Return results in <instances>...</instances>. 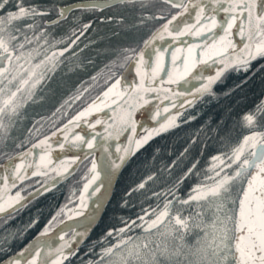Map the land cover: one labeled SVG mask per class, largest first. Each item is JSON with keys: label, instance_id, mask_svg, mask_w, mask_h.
<instances>
[{"label": "snow or ice", "instance_id": "1", "mask_svg": "<svg viewBox=\"0 0 264 264\" xmlns=\"http://www.w3.org/2000/svg\"><path fill=\"white\" fill-rule=\"evenodd\" d=\"M114 3L133 7L137 25L153 22L150 33L138 45L112 49L103 74H93L86 86L82 81L49 117L34 119L24 140L14 142L16 149L27 147L10 152L13 129L37 86L63 63L78 39L76 33L83 35L80 29L86 30L92 21L70 30L76 38L66 47H57L61 41L49 29L73 9L99 10ZM116 19L125 21L123 16ZM63 39L69 41V36ZM70 55L75 58L76 53ZM257 58L264 60V0H153L151 5L148 0H78L63 5L0 0V217L24 207L27 201L17 185L30 176L42 177L40 191L46 192L66 175L83 173L81 187L66 197L73 206L61 204L28 243L5 255L0 264H66L74 255L72 241L78 244L77 236L85 232L77 234L73 228V235L66 237L56 227L63 225L60 216L78 217L77 227H90L130 157L153 137L183 123L187 108L246 87ZM259 67L264 70V64ZM233 71L246 75L217 91ZM101 86L98 94L86 95ZM261 93L225 135H219L225 117L213 126L209 116L201 129L207 126L220 143L209 145L213 154L203 172L195 171L199 157H194L173 183L150 191L156 203L123 218L120 227H109L105 236L112 242L87 264H264V77ZM77 101L82 106L70 111ZM45 121L47 134L42 131ZM198 143L192 136L180 156ZM203 150L201 145L198 151ZM177 163L173 160L168 168ZM194 172L200 182L182 195L181 183ZM156 176L151 172L132 183L120 203L127 205L128 198L145 191ZM8 240L6 236L0 241L5 254L11 251Z\"/></svg>", "mask_w": 264, "mask_h": 264}, {"label": "trees", "instance_id": "2", "mask_svg": "<svg viewBox=\"0 0 264 264\" xmlns=\"http://www.w3.org/2000/svg\"><path fill=\"white\" fill-rule=\"evenodd\" d=\"M74 1L78 0H25L26 3L36 2L60 5ZM152 3L153 1H148L149 5ZM148 10L151 11V7ZM119 16L125 17L124 23L117 21L116 18ZM73 17H78V20H74ZM101 17L104 19H101ZM108 17L113 19L109 20ZM135 17L136 10L123 4L102 10L78 9L72 12L68 19L49 29L51 34L61 41L57 47H62L66 46L67 42H70L73 38L70 36V30L79 28L81 24L92 21L85 35L64 55L63 63L55 71L50 72L48 78L37 86L33 100L22 111L21 115L23 118L17 121V126L13 129V140L8 144L10 152L21 151L27 147L26 144H21V147L16 149L14 148V142H22L24 140L27 135V129L33 126L34 119L49 117L54 108L72 94L76 87L81 85L82 81L84 82L83 86H86L90 83L88 78L93 74H103L105 65L111 59L112 49L132 44L138 45L141 38L150 33V28L154 26L153 22H147V27L140 26L135 23ZM81 30L83 29L81 28ZM65 36H69V41H64L63 37ZM73 52L76 53L75 58L70 55ZM262 64H264V60L260 58L252 62L251 69L255 71L246 87L236 89L230 95L220 96L211 103L204 100L198 102L193 108H187L182 115L183 123L166 133L153 137L148 145L135 153L129 163L123 168L103 217L89 238L74 251V255L69 257L66 264H87L89 260L95 261L99 249L107 247L112 242V238L105 236L107 229L109 227H120L123 223V218L135 217L145 205H154L156 200L150 197V191H158L173 183L183 171L187 170L194 157H199L198 167L195 171L203 172L208 157L213 154L209 145L219 147L220 141L219 137L215 133H211L207 126L201 129V125L204 124L209 116L213 117V126L221 117H225L224 123L219 130V135H225L234 125L238 126L236 122L240 114L251 108L262 95L261 82L262 77H264V70L259 67ZM245 75L246 73L243 72H230L224 84L218 86L217 91L231 87L233 83H239L244 79ZM100 90H102V86L95 90H90L86 95L89 97L94 96ZM80 106L82 105L77 101L73 104V109L70 111L78 110ZM197 113L199 114L197 115ZM188 115L194 116L195 119L187 120ZM48 123V121H45L42 129L45 134H47ZM192 136H196L199 143L193 146L184 157H181L180 154L188 146ZM201 145L204 146L202 152L198 151ZM173 160H177L178 163L169 169L168 165ZM1 162L2 159H0ZM151 172L157 174L155 180L146 185L145 191L129 197L127 205H122L120 199L123 197L127 187L134 182H138L144 175H148ZM82 175V172H80L79 176L74 172L61 184L42 193L17 213L0 219V241H3L8 236L9 240L6 247L11 249L6 254L0 251V260H3L5 255H11L12 252L18 251L19 248L32 239L61 204H67L69 208L73 206L68 203L66 197L70 198L72 189L81 187L80 176ZM35 180L42 182L44 179L37 176ZM200 180L201 177L195 175V172L190 174L181 183V194H186L188 188L192 184L200 182ZM36 217H39L37 224L28 227L31 220ZM63 217L60 216L59 219L61 220ZM139 233V231H135V235ZM132 234V232H129V235ZM101 237H104V239L102 240ZM3 247L5 245L0 244V249Z\"/></svg>", "mask_w": 264, "mask_h": 264}, {"label": "water", "instance_id": "3", "mask_svg": "<svg viewBox=\"0 0 264 264\" xmlns=\"http://www.w3.org/2000/svg\"><path fill=\"white\" fill-rule=\"evenodd\" d=\"M78 2V1H77ZM74 3H76V2H74ZM74 3H71V4H74ZM117 4H119V3H114V4H112L111 6H114V5H117ZM111 6H109V7H111ZM108 8V7H107ZM105 9V8H104ZM73 10H75V9H73ZM85 32H86V30H84L83 31V35L85 34ZM83 35H80V34H78L76 37H78V39H76V42L83 36ZM75 37V38H76ZM75 45V44H74ZM73 45V46H74ZM69 50H71V49H69ZM68 50V51H69ZM67 53V52H66ZM127 79H130V78H128L127 77ZM138 129H139V126H138ZM22 151V150H21ZM135 154H133L132 155V157L134 156ZM132 157H130V159L132 158ZM2 163V162H1ZM122 172V171H121ZM74 173V172H73ZM72 173V174H73ZM71 174V175H72ZM121 174V173H120ZM120 174L118 175V177L116 178V180H115V182H114V184H113V189H112V193H111V195L109 196V198L107 199V201L105 202V204H104V206L102 207V209L100 210V212L97 214V218H96V220L93 222V224L90 226V227H88L86 230L84 229V228H82V227H77V222L79 221V218L78 217H74V218H72L71 220H66L65 218H64V220H63V225H60V224H58L56 227L57 228H62V230H64L65 231V236L66 237H70V236H72L73 235V232H72V229L74 228L75 229V232L78 234V233H80L81 231H84L85 232V234H84V236L82 237V238H80L79 236H77V239L79 240V243L77 244V241L76 240H74V241H72V244L73 245H75L76 247H75V250L82 244V243H84L88 238H89V236L91 235V233H92V231L94 230V228L97 226V224L99 223V221L101 220V218L103 217V214H104V212H105V210H106V207H107V205L109 204V202H110V200H111V198H112V196H113V192H114V189H115V186H116V183H117V181H118V178H119V176H120ZM70 175H66L65 176V178L63 179V180H60L58 183H56V185L55 186H57V185H59L60 183H62L67 177H69ZM31 178V176L29 177V179ZM28 179V180H29ZM23 183V182H22ZM20 185H17V188L19 187ZM50 188H52V187H50ZM49 188V189H50ZM40 189H41V187H39L38 189H36V191H38L39 192V194L38 195H40L41 193H43L44 191H40ZM14 191V190H13ZM30 195H34V198L35 197H37L38 195H35L34 194V192H32V193H30L26 198H25V200L27 201L25 204H27L29 201H31L32 199H34V198H32V199H29V196ZM24 204V205H25ZM85 211H88L87 209L85 210ZM2 217H4V216H2ZM2 217H0V219L2 218ZM53 231H55V229H53ZM28 243V242H27Z\"/></svg>", "mask_w": 264, "mask_h": 264}, {"label": "flooded vegetation", "instance_id": "4", "mask_svg": "<svg viewBox=\"0 0 264 264\" xmlns=\"http://www.w3.org/2000/svg\"><path fill=\"white\" fill-rule=\"evenodd\" d=\"M52 19L54 18V17H51ZM69 18V16L66 18V19H68ZM65 19V20H66ZM34 181H32V178L29 180V182L28 183H23V184H27L28 185V187H22V185L23 184H21L20 186H19V188L18 189H22V191H21V194L24 196V197H26L27 195H29L33 190H35V189H37L38 188V186H36L37 184H38V180H35V179H33ZM29 188V189H28ZM15 191V190H14ZM31 202V201H30ZM30 202L29 203H27L24 207H26L28 204H30ZM24 207H22V208H24ZM22 208H20V209H22ZM20 209H18L17 210V212L20 210ZM17 212H15V213H17ZM15 213H13V214H15Z\"/></svg>", "mask_w": 264, "mask_h": 264}, {"label": "rangeland", "instance_id": "5", "mask_svg": "<svg viewBox=\"0 0 264 264\" xmlns=\"http://www.w3.org/2000/svg\"><path fill=\"white\" fill-rule=\"evenodd\" d=\"M184 113H185V112H184ZM184 113H183V114H184ZM183 114H182V115H183ZM178 125H179V124H178ZM38 182H40V183L38 184L39 186L42 185V184H44V180H43L42 182L38 180ZM139 235H140V233H139L137 236H139Z\"/></svg>", "mask_w": 264, "mask_h": 264}, {"label": "bare ground", "instance_id": "6", "mask_svg": "<svg viewBox=\"0 0 264 264\" xmlns=\"http://www.w3.org/2000/svg\"><path fill=\"white\" fill-rule=\"evenodd\" d=\"M128 78H130V79H131V76H129ZM90 203H91V201H90Z\"/></svg>", "mask_w": 264, "mask_h": 264}]
</instances>
